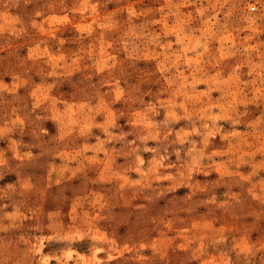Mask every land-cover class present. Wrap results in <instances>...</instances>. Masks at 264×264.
Listing matches in <instances>:
<instances>
[{"label":"rangeland","instance_id":"rangeland-1","mask_svg":"<svg viewBox=\"0 0 264 264\" xmlns=\"http://www.w3.org/2000/svg\"><path fill=\"white\" fill-rule=\"evenodd\" d=\"M0 264H264V0H0Z\"/></svg>","mask_w":264,"mask_h":264},{"label":"built area","instance_id":"built-area-1","mask_svg":"<svg viewBox=\"0 0 264 264\" xmlns=\"http://www.w3.org/2000/svg\"><path fill=\"white\" fill-rule=\"evenodd\" d=\"M252 8H254V6H252Z\"/></svg>","mask_w":264,"mask_h":264}]
</instances>
